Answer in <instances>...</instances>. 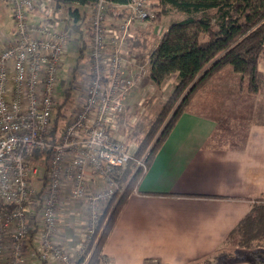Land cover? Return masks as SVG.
<instances>
[{
  "label": "built area",
  "instance_id": "obj_1",
  "mask_svg": "<svg viewBox=\"0 0 264 264\" xmlns=\"http://www.w3.org/2000/svg\"><path fill=\"white\" fill-rule=\"evenodd\" d=\"M6 2L14 35L0 47V264H29L31 256L86 264L107 207L123 191L114 171L135 151L115 133L139 79L126 57L125 33L155 13L150 0H96L85 6L82 39L73 23L54 15L52 0ZM111 9L127 13L116 17ZM71 46L89 49L90 72L80 79L79 107L54 139L60 72ZM79 70L71 67L72 76ZM33 151L44 153L31 159ZM71 219L80 240L67 247L60 238ZM101 255L99 264H108Z\"/></svg>",
  "mask_w": 264,
  "mask_h": 264
},
{
  "label": "crops",
  "instance_id": "obj_2",
  "mask_svg": "<svg viewBox=\"0 0 264 264\" xmlns=\"http://www.w3.org/2000/svg\"><path fill=\"white\" fill-rule=\"evenodd\" d=\"M225 71L195 94L129 196L102 250L108 264H264L256 249L228 241L255 206L264 208V120L250 119L240 141L215 140L222 117L243 116L229 88L217 86L229 82L216 79ZM208 94L216 106H197Z\"/></svg>",
  "mask_w": 264,
  "mask_h": 264
},
{
  "label": "trees",
  "instance_id": "obj_3",
  "mask_svg": "<svg viewBox=\"0 0 264 264\" xmlns=\"http://www.w3.org/2000/svg\"><path fill=\"white\" fill-rule=\"evenodd\" d=\"M95 1L52 0L54 15L58 18L61 15L67 18L69 22L73 23L80 38L83 39L82 22L86 16L85 6ZM107 1L111 4L128 2V0ZM155 1L164 10L165 7L170 6L187 15L185 18L171 23L163 31L148 55L151 81L156 85H161L168 76L176 74V84L126 167L124 169L116 168L114 171V177L119 184L125 186V190L110 217L105 221L112 202L107 207L102 222L93 236V244L90 248L94 249L86 264L100 263L103 247L119 213L195 94L216 73L227 67H231L235 72L241 74L243 79L248 80L246 90L250 94H258L263 86L264 73L259 69V63L264 60V0ZM112 12L116 17L123 16V13L115 10ZM83 53L84 50L79 51L80 56ZM72 81L64 89L65 95L70 94ZM177 101L179 102L174 107ZM63 108L64 102H61L56 110V123L52 132L54 139L59 131L58 118L65 116ZM225 118L227 117L218 121L216 132L219 128H228L224 126ZM155 135L157 137L151 145ZM43 153L42 151H33L29 158H40ZM140 160L143 165L138 164ZM263 236L264 208L255 206V209L233 230L228 241L236 239L238 245L253 249L254 240L261 239ZM256 262L264 263V259L256 260Z\"/></svg>",
  "mask_w": 264,
  "mask_h": 264
},
{
  "label": "rangeland",
  "instance_id": "obj_4",
  "mask_svg": "<svg viewBox=\"0 0 264 264\" xmlns=\"http://www.w3.org/2000/svg\"><path fill=\"white\" fill-rule=\"evenodd\" d=\"M150 9L155 14L152 19L147 22L146 25H142L135 22L130 26L128 32L125 33L126 37L124 43L125 48L127 50L126 57L129 62H131V64L129 65L130 68L133 69V74H136L137 77L139 76V79L136 85L128 94L126 108L124 112L116 120L115 133L116 135H122L125 142L131 149H136L141 140L144 139V137L149 131L150 125L160 113L163 104L168 99L176 84V74L168 76L161 83V85H156L151 81V79L149 78L148 55L155 47L163 31L171 23L179 21L187 16L184 12L176 10L170 6L165 7L164 10L163 8H160L158 6L155 0H150ZM112 11L114 10L112 9ZM122 13L124 15L127 12L125 10H122ZM62 17L63 16L61 15L60 18ZM13 35V9L6 2V0H0V47H2L4 43L12 39ZM86 35L87 37L85 40L87 42V45L89 42L90 34L88 35L87 33ZM75 37H78V35L76 34ZM89 55L90 51L88 48L85 53L80 56L78 49L74 46H71L65 64L62 68V71L60 72L61 79L64 80V83H61V85L59 86V96L60 103L64 102L63 112L65 113V116H59L58 118L59 132L61 131L63 125L68 121L70 116L76 111V109L81 103V80L83 81L86 77H88L90 72V67L88 63ZM78 58L82 59L80 60ZM261 62L262 63L260 67L264 70V60H262ZM77 64L79 65L80 69L77 73H79L80 75L78 76L77 74H75V77H73L70 70L71 67H74ZM225 69L227 71L222 72L216 79H227L229 82H227V84H220L217 86H225L229 88V103L232 100L230 106L232 109L234 108L235 111H237L243 116L240 117L236 114L231 116H224L227 117L224 119V126H227L228 128H219V130L215 133V140L221 141L225 139V137H227V139L230 140L240 141L244 138L246 134V129L250 119L264 120V94L263 96H261V99L256 101L254 97H250L254 94H250L246 90L248 86V80L246 78L243 79L242 75L235 72L231 67H227ZM71 81L73 82V85L70 89V94L65 95L64 89L70 84ZM233 88L234 90H232ZM262 91H264V82L262 89L259 93H261ZM232 94L235 95L234 97L232 96L234 100L231 97ZM211 96V94H208L199 97V99L195 101L197 106H203L202 108H210L211 106H216L214 99H209V97ZM178 102L179 101L176 102L174 107H176ZM156 137L157 135H155V138L151 142V145L154 143ZM125 167L126 165L121 169H124ZM121 186H123V191L120 195L113 199L110 209L109 211H107L105 221H107L110 217L112 210L115 209L114 207L116 203L118 202L125 190V186ZM69 224V228L65 230L63 237L60 238L63 244L65 241V246L67 247L73 246L76 242L80 240L78 232H76L75 230L73 219H71ZM69 238H73L74 241L71 243L70 241H68ZM93 249L94 248H92V251ZM253 249H256V257H263L264 245L258 246V244H255ZM45 263L46 262L36 264Z\"/></svg>",
  "mask_w": 264,
  "mask_h": 264
}]
</instances>
